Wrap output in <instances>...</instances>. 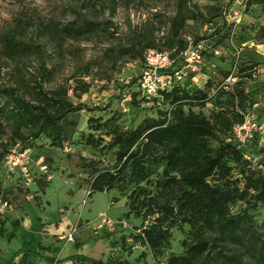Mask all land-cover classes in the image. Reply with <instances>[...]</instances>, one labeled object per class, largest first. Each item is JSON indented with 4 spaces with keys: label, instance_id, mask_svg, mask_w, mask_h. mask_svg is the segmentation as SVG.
<instances>
[{
    "label": "trees",
    "instance_id": "trees-1",
    "mask_svg": "<svg viewBox=\"0 0 264 264\" xmlns=\"http://www.w3.org/2000/svg\"><path fill=\"white\" fill-rule=\"evenodd\" d=\"M192 2L175 0V15L169 20L166 37L157 38L147 28L137 29L120 46L119 57L144 63V55L149 50H166L175 56L185 51L190 46L183 37L186 23H212ZM113 3L114 14L118 1ZM245 6L247 9L260 7L264 14V0H246ZM108 26V23L81 17L56 33L62 39L82 41L108 32ZM258 37L264 43V25ZM201 40L204 39L197 38L192 45H200ZM4 46L8 57H21L39 47L14 35L5 36ZM202 54L205 60L204 50ZM258 66L250 61L238 68L236 76L231 72H223V78L210 75L202 88L190 87L185 81L150 100L142 95L136 77L129 84L136 88L131 94L133 105H140L136 100L141 96L143 103L162 106L165 110L130 128L123 127L115 113L106 119L92 115L87 120L86 131H78V122L72 118L82 112L92 114L104 109L74 103L70 92L80 99L90 84L75 78L77 87L47 89L45 83L51 81L52 71L42 66L39 77L34 80L0 85V127L4 123L10 127L11 144L18 145V141L23 144L21 153L31 150L41 140L52 149L63 150L66 144H77L93 151L95 156L91 160L81 158L82 168L88 175L90 196L116 191L127 199L126 217L133 215L148 225L130 236L132 245L121 238V244H112V249L119 247L131 256L132 247L139 244L157 261L169 250L173 230L188 227L182 242L183 253L169 254L166 264H264V233L257 229L249 214L264 205V171L252 168L246 148H241L233 137L234 127L250 115L251 99L244 84L254 79ZM229 78L231 82L227 81ZM234 78L237 80L233 81ZM209 105L212 108L206 115L204 110ZM10 151L9 148L3 151L0 163ZM108 156L113 162L106 164ZM118 201V197L112 199L113 203ZM240 203L246 208L234 214L233 209ZM13 227L15 231L20 222H14ZM14 231L8 234L6 222L0 217V239L11 240ZM30 245L34 247L33 243ZM39 247L48 251L40 244ZM33 253V248H23L7 264H16L20 257L18 264H22ZM140 258H146V254ZM48 261L51 264H131L121 256L103 261L83 254Z\"/></svg>",
    "mask_w": 264,
    "mask_h": 264
},
{
    "label": "rangeland",
    "instance_id": "rangeland-1",
    "mask_svg": "<svg viewBox=\"0 0 264 264\" xmlns=\"http://www.w3.org/2000/svg\"><path fill=\"white\" fill-rule=\"evenodd\" d=\"M117 1L113 14V0H0V85L34 80L39 77L42 66L52 71L51 81L45 83L47 89L77 87L75 78L90 84L88 92L80 99L70 92L71 100L104 111L74 116L78 131H86L87 120L92 115L106 119L115 113L126 128L137 126L145 118L157 117V112L165 110L164 107L143 103L141 96L136 100L140 105H133L131 94L136 88L129 84L140 75L143 63L120 58L119 49L137 29L147 28L157 38L166 37L169 20L175 15V0ZM245 2L193 0L192 4L212 23L189 21L185 25L184 39L189 43L204 39L199 44L206 54L200 71L191 73L186 84L202 88L210 75L223 78V72H231L236 76L239 67L256 62L259 65L256 75L244 84V89L251 99L248 108L251 123L259 128L264 126V43L258 31L264 25V14L257 6L247 9ZM81 17L108 23L109 31L82 41L57 35L56 30ZM217 28H220L218 34L215 33ZM7 35L39 47L21 57H8L4 46ZM114 62L116 65H112ZM211 108L209 105L204 113L208 115ZM251 134L246 143L247 157L253 169L264 171V132L253 129ZM10 138L11 129L4 123L0 127V157L6 148L11 151L10 158L0 163V217L6 222L8 234L14 231V222H20V227L11 240L0 239V264H7L23 248H33L35 253L22 264H51L48 259L60 260L71 251V246L78 249L79 254L97 260L121 256L131 264H166L169 254L183 253L182 242L187 237L188 227L173 230L169 250L157 261L139 244L132 247L131 256L119 247L112 249V244H121V238L132 245L130 236L137 235L148 225L133 215L126 217L127 199L118 192L88 195V175L82 168L81 158L91 160L95 156L93 151L77 144H66L63 150L52 149L41 140L21 154L23 144L18 141V145H12ZM105 161L112 163L113 159L108 156ZM114 197L119 201L113 203ZM245 208L240 203L233 213H242ZM102 214L111 220V227L103 225ZM249 214L257 229L264 233V205ZM72 229L77 230L74 242L68 240ZM39 244L48 251L41 250ZM143 253L146 254L144 259L140 258ZM20 260L21 257L17 258L16 264Z\"/></svg>",
    "mask_w": 264,
    "mask_h": 264
},
{
    "label": "built area",
    "instance_id": "built-area-1",
    "mask_svg": "<svg viewBox=\"0 0 264 264\" xmlns=\"http://www.w3.org/2000/svg\"><path fill=\"white\" fill-rule=\"evenodd\" d=\"M202 51V45L194 46L192 43L185 51L176 56L173 52L166 50L147 51L144 55L143 68L138 76V88L142 95L150 100L158 96L159 92L170 91L174 86L187 81L188 76L191 73L199 72L204 64ZM227 81L231 82V78ZM251 119L249 115L242 124L234 127L233 137L241 148H247L246 143L252 137V134H249L253 129L264 132V126L257 128L254 123H251ZM26 152L20 153L24 154ZM88 195L90 196V192ZM101 218L103 225L112 226V222L106 214H102ZM76 231V229H72L68 235L70 242H74Z\"/></svg>",
    "mask_w": 264,
    "mask_h": 264
},
{
    "label": "crops",
    "instance_id": "crops-1",
    "mask_svg": "<svg viewBox=\"0 0 264 264\" xmlns=\"http://www.w3.org/2000/svg\"><path fill=\"white\" fill-rule=\"evenodd\" d=\"M71 244H73V243H71ZM71 244H68V246H71ZM71 248H72L71 251H68L67 253H65V255H62L60 260H63V259H66V258H68L70 256L79 254L80 251L78 249H75L74 246H71ZM62 264H73V263L72 262H65V263H62Z\"/></svg>",
    "mask_w": 264,
    "mask_h": 264
}]
</instances>
